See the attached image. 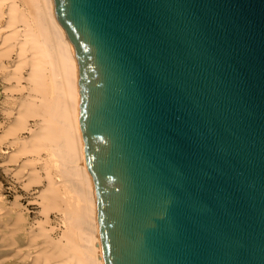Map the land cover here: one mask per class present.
<instances>
[{
    "label": "water",
    "instance_id": "water-1",
    "mask_svg": "<svg viewBox=\"0 0 264 264\" xmlns=\"http://www.w3.org/2000/svg\"><path fill=\"white\" fill-rule=\"evenodd\" d=\"M53 1L104 264H264V0Z\"/></svg>",
    "mask_w": 264,
    "mask_h": 264
},
{
    "label": "bare ground",
    "instance_id": "bare-ground-1",
    "mask_svg": "<svg viewBox=\"0 0 264 264\" xmlns=\"http://www.w3.org/2000/svg\"><path fill=\"white\" fill-rule=\"evenodd\" d=\"M0 86V156L39 210L37 227L28 228L17 196L8 235L0 192L7 231L0 264H104L79 126L78 64L53 0H0Z\"/></svg>",
    "mask_w": 264,
    "mask_h": 264
},
{
    "label": "rangeland",
    "instance_id": "rangeland-1",
    "mask_svg": "<svg viewBox=\"0 0 264 264\" xmlns=\"http://www.w3.org/2000/svg\"><path fill=\"white\" fill-rule=\"evenodd\" d=\"M5 95L6 94H5L4 90H2V87L0 86V106H1L0 109L3 108L2 101L5 99V97H6ZM1 116L3 117V115H1ZM1 133H3V131L0 130V134ZM7 163H8V157L7 156H3V157L0 156V192L6 198V206H7V207L5 206L6 211L4 210L6 212L5 217H6L7 224L5 222L3 228H6V230L8 231V233H7V231L5 232V229L2 232L0 231L1 232L0 236H4L5 233H7L9 235V232H11L10 228L14 224L15 217H16V215H15L16 208L14 206H12L11 203L16 199L17 196H19V198H20V203L26 207V213L28 214V215H26L27 222H28V224H27L28 228H31V227L36 228L37 222H38L37 220L39 217V210L37 207V203L34 201V198L31 195V192H27L23 188V185L21 184V182L18 181L12 175V173L7 171ZM13 165L14 164L12 163L11 166H13ZM8 208H11V209H8ZM7 211H9V212L12 211V212L9 213ZM13 216H15V217H13ZM10 218H12V219L9 220ZM54 218H55V215L52 216V219H54ZM3 232H5V233H3Z\"/></svg>",
    "mask_w": 264,
    "mask_h": 264
}]
</instances>
